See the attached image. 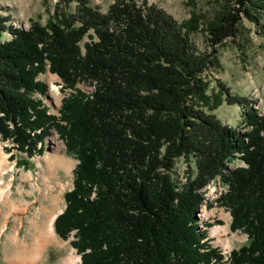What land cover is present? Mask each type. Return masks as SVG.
Returning a JSON list of instances; mask_svg holds the SVG:
<instances>
[{
	"label": "trees",
	"instance_id": "trees-1",
	"mask_svg": "<svg viewBox=\"0 0 264 264\" xmlns=\"http://www.w3.org/2000/svg\"><path fill=\"white\" fill-rule=\"evenodd\" d=\"M75 1L59 0L47 24L12 29L10 40L0 14V138L33 155L55 128L79 161L58 235L75 232L82 264H264V114L247 113L244 132L225 124L214 111L243 100L221 81L210 93L206 75L226 40L241 43L244 19L261 24L264 0H225L183 22L136 0L106 13L89 0L73 10ZM200 32L209 51L193 41ZM47 71L71 90L59 116L41 98ZM181 157L195 168L183 186L173 176ZM217 178L231 230L248 237L228 260L202 243L197 217Z\"/></svg>",
	"mask_w": 264,
	"mask_h": 264
},
{
	"label": "rangeland",
	"instance_id": "rangeland-1",
	"mask_svg": "<svg viewBox=\"0 0 264 264\" xmlns=\"http://www.w3.org/2000/svg\"><path fill=\"white\" fill-rule=\"evenodd\" d=\"M89 1L92 6L104 13L114 3V0ZM224 1L136 0L140 6L155 5L165 10L179 22L189 19L193 11L210 13L214 6L218 8ZM58 2L59 0H0V14L8 19L7 24L10 28L4 34L3 39H12V29H29L34 21L47 24L53 17ZM77 4L78 0L72 3L73 10ZM243 24L244 36H242L241 43L238 44L232 39L226 40L218 48V65L206 73L211 83L210 93L213 90H219L218 81H221L232 94L243 100L242 104H228L224 100L214 111V114L225 124L241 132L248 128L247 113L258 111L259 115L264 114V18L261 24L247 19H244ZM88 40L90 39L86 37L84 42ZM193 41L200 51L210 50L204 32L195 34ZM40 79L49 87L47 93L41 98L50 111L59 116L62 100L71 93V90L64 91L62 79L50 71L42 74ZM78 87L88 93L95 88L93 84L83 82ZM50 131V135L45 138L43 151H37L33 155L21 152L13 141H4L0 138V161H5L1 169L3 174L0 173V182L4 187H11L13 202H22L25 206L29 203L31 207L27 212L15 211L8 206L3 207L0 214V264H12V255L18 254L25 244H28L29 248L35 247L34 238L37 232L33 230V221L40 212L42 204L47 207L51 206L50 199H44L43 196L47 193L46 183H48L49 190L54 189L55 195L60 194L62 210L66 207V192L74 186V170L79 161L68 154L65 138L55 128H51ZM56 136L59 143L54 139ZM58 157H64L67 161L71 160V168L68 170L54 165L53 162ZM193 169L195 168H190L184 158L176 160L173 176L179 185L183 186L192 174L195 175ZM39 186L42 189L39 190ZM226 192L227 187L220 182V178L210 181L203 189L202 203H207V217L203 219L205 223L203 233H207L209 244L212 243L224 255H229L232 250L240 248L247 242V235L231 230L230 210L219 203V199ZM46 195L50 197L49 194ZM20 208L23 210L24 206ZM199 216H202L201 211H199ZM74 233L68 239H64L56 232L55 242L48 243L38 264H59L72 250L81 257L72 245V241L75 240ZM14 236L16 240L19 239L17 242H13ZM80 264H82V259Z\"/></svg>",
	"mask_w": 264,
	"mask_h": 264
},
{
	"label": "bare ground",
	"instance_id": "bare-ground-1",
	"mask_svg": "<svg viewBox=\"0 0 264 264\" xmlns=\"http://www.w3.org/2000/svg\"><path fill=\"white\" fill-rule=\"evenodd\" d=\"M54 139L57 143H59L57 141V136ZM3 163H5V161H0V173H2L1 169H2ZM53 163L56 166H62L68 170L71 168V164H72L71 160L67 161L65 160L64 157L55 158ZM46 186L47 188L45 189L47 193L43 194V196H44V199H47V198L50 199L51 206L47 207L42 204L40 209L37 207L40 212L35 217V221H33L34 223L33 230L35 231V233L37 232L36 237L34 238L35 247L29 248L28 244H25L18 254H13L12 255L13 258L10 257L11 261H13L12 264H38L41 258L43 257V254L45 252L44 249L47 248L48 243L55 242V239H54L56 235L55 220L58 214L62 211L60 207V200H59L61 198L59 197L60 194L55 195L53 193V190H54L53 188L49 190L48 183H46ZM38 189L40 190L42 189V187L39 186ZM46 194H49L50 197ZM12 198L13 197H12L11 187L10 186L4 187L2 186V183L0 182V214L2 213L4 206H8L9 208H12L15 211L16 210H20L21 212L28 211L30 207L29 203H27L25 206L23 205L24 203L22 202H19V203L13 202ZM20 206L22 207L24 206V208H22L23 210H21ZM12 240L13 242H17L19 239L16 240L14 236ZM80 262H81V257L75 254V252L72 250L71 252H69L68 255H66V257H64V259L59 264H80Z\"/></svg>",
	"mask_w": 264,
	"mask_h": 264
},
{
	"label": "built area",
	"instance_id": "built-area-1",
	"mask_svg": "<svg viewBox=\"0 0 264 264\" xmlns=\"http://www.w3.org/2000/svg\"><path fill=\"white\" fill-rule=\"evenodd\" d=\"M206 202H204V203H202L200 206H199V208H198V211H197V217L199 218V223H200V228H201V231H203V228L205 227V223L203 222V219H205L206 217H207V209H206ZM199 211H201V215L202 216H199ZM207 238V237H206ZM204 238L203 240H202V243H206V242H210V240L207 238ZM212 244V243H211ZM227 253V252H226ZM223 254V253H222ZM230 254L231 253H229V255H224V257H225V259L226 260H228L229 259V257H230Z\"/></svg>",
	"mask_w": 264,
	"mask_h": 264
},
{
	"label": "water",
	"instance_id": "water-1",
	"mask_svg": "<svg viewBox=\"0 0 264 264\" xmlns=\"http://www.w3.org/2000/svg\"><path fill=\"white\" fill-rule=\"evenodd\" d=\"M63 212H64V210H62V211L58 214V216H59L60 214H62ZM58 216H57V217H58ZM247 238H248V237H247Z\"/></svg>",
	"mask_w": 264,
	"mask_h": 264
}]
</instances>
